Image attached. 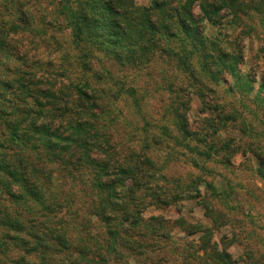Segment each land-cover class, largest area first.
Instances as JSON below:
<instances>
[{
	"label": "trees",
	"instance_id": "obj_1",
	"mask_svg": "<svg viewBox=\"0 0 264 264\" xmlns=\"http://www.w3.org/2000/svg\"><path fill=\"white\" fill-rule=\"evenodd\" d=\"M52 3L47 25L70 30L73 55L61 50L55 32L46 30L51 50L44 65L20 50L24 38L17 42L16 34L35 30L29 2L16 4L14 35L5 34V22L0 23V264H235L231 242L214 240L223 216H214L208 202L203 205L212 225L183 216L175 221L144 218L146 209L178 201L186 188L154 185L157 162L149 153L151 144H124L112 132L111 121L119 116L111 108L122 97H130L138 119L150 124L140 86L115 79L106 65L140 72L161 61L165 66L159 85L169 95V111L181 137L164 125V134L152 140L158 144L167 136L183 142L196 136L201 142L205 137L190 130L186 115L191 94L205 108L221 111L216 125L238 120L237 112L225 114L222 106L206 101L207 95L215 94V85L223 81L222 69L239 74L243 41L258 34L243 16L259 13L264 22V0ZM67 64L82 77L70 76ZM262 149H254L261 162ZM261 171L263 178L264 166ZM66 183L69 190L79 185L90 194L87 207L103 226L98 234L89 229L90 219L74 224L64 217L72 197L68 190L64 193ZM207 187L218 191L212 183ZM192 189L202 197L197 186ZM176 228L185 237L175 238ZM193 236L197 239L190 240ZM243 259L264 264V255L249 252Z\"/></svg>",
	"mask_w": 264,
	"mask_h": 264
},
{
	"label": "rangeland",
	"instance_id": "obj_2",
	"mask_svg": "<svg viewBox=\"0 0 264 264\" xmlns=\"http://www.w3.org/2000/svg\"><path fill=\"white\" fill-rule=\"evenodd\" d=\"M22 1L0 0V23L5 22V34L10 33L11 36L13 33L10 29L17 20L16 4ZM24 1L29 2L35 30L32 35L27 34L31 37L28 40L27 35L16 34L17 42L24 38V41L17 43L20 50L28 52L29 57L36 58L38 63L44 65L51 50L46 48V38L43 35L46 30L48 33L55 32V36L61 39V50H69L73 55L70 30L62 31L57 29L58 26L52 28L47 25L53 12V0ZM135 1L147 5L154 0ZM195 13L198 14V9ZM243 21L254 26L258 34L243 41L245 58L239 63L237 77L231 75L229 70L222 69L223 81L215 85L216 93H208L206 100L213 106H222L225 114L237 112L238 120L229 122L226 126L216 125L221 111L205 108L199 96L191 94V108L186 115L190 130L201 132L202 138L205 137L201 142L196 136L183 142L180 138L173 140L167 136L162 137L164 143L161 141L157 144L152 140L154 135L159 137L164 134V125L168 126L171 134L181 137L173 122V112L169 111V95L159 85L163 83L161 68L165 66L161 61L140 72L135 69L123 71L111 63L106 65L112 70L115 79L121 78L128 86H140L139 95L143 98L144 114L150 124L148 126L138 119L130 97H122L111 108L113 116H119L117 120L111 121L112 132L124 144L136 147L143 141L151 144L149 153L157 162L155 180L152 181L154 185L157 183L168 189L176 186L186 188L178 201L146 209L144 218L162 216L168 221H175L183 216L190 222L212 225L203 205L208 202L214 210L213 215L222 213L224 220H221L219 227H215L214 240L221 242L225 238L231 242L229 251L237 259L235 264H247L243 257L249 252L256 257L264 255V177L262 178L261 173L264 166V22H261L259 13L254 12L252 16H243ZM52 56H57L56 60L60 55L57 52ZM95 64L99 66L98 62ZM67 66L71 68L68 73L74 79L82 77L80 71L69 64ZM114 88L117 87L114 85ZM210 123L215 126L210 128ZM259 146L263 148V151L258 150L262 154V162L254 155V149ZM210 183L217 186V192L207 187ZM193 186L198 187L202 197L193 193ZM63 190L64 193L68 190V195L72 196L64 217L69 221L72 219V223L90 219L93 226L89 229L92 228L94 234H98L103 226L98 217L90 214L87 207L86 201L91 199L90 194H84L79 185H73L69 190L67 183ZM173 234L175 238L184 236L178 228L173 230ZM196 239V236L190 238Z\"/></svg>",
	"mask_w": 264,
	"mask_h": 264
}]
</instances>
